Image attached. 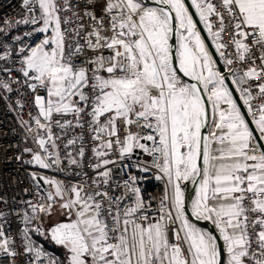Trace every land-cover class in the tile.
I'll return each mask as SVG.
<instances>
[{"label": "snow or ice", "instance_id": "obj_1", "mask_svg": "<svg viewBox=\"0 0 264 264\" xmlns=\"http://www.w3.org/2000/svg\"><path fill=\"white\" fill-rule=\"evenodd\" d=\"M21 8L0 19V99L35 195L0 211V264H264V0ZM136 150L151 161L119 163Z\"/></svg>", "mask_w": 264, "mask_h": 264}, {"label": "built area", "instance_id": "obj_2", "mask_svg": "<svg viewBox=\"0 0 264 264\" xmlns=\"http://www.w3.org/2000/svg\"><path fill=\"white\" fill-rule=\"evenodd\" d=\"M22 0H0V19L11 18L21 19L25 15L21 8ZM28 26L20 25L14 30L13 34L23 36L24 31H29ZM29 39L30 38H26ZM223 65V64H222ZM223 67H225L223 65ZM17 95L11 94L10 101L0 99V196L7 200V204L0 202V211L9 212L13 209L19 210L24 207L21 203L24 200L32 199L35 195V190L31 188V180L28 176L29 171L34 170L32 167L24 165L21 161H17L15 156L22 155L23 157V142L24 131L18 122V116L15 111L9 110V103L13 108L16 107L15 102ZM28 108L24 109V119H27ZM79 131V129H77ZM18 145V147H16ZM90 147V146H89ZM91 152L88 151L86 155L85 170L88 169L87 156ZM113 158H116L113 156ZM137 161H151V157L136 150L131 158L119 161L121 165H133ZM122 169L116 170L115 174L119 176ZM45 174H51L45 172ZM128 174L136 175L138 178L143 177L139 186L141 187L145 198L159 197L163 185L157 181L153 172L142 173L138 172L135 167H130ZM60 178H64L63 175ZM127 179V175H124ZM29 188V192L25 193L24 189ZM15 200V203H13ZM9 225L11 231L15 234L16 230L21 227V224L15 215L9 217ZM6 264V261L4 262Z\"/></svg>", "mask_w": 264, "mask_h": 264}, {"label": "water", "instance_id": "obj_3", "mask_svg": "<svg viewBox=\"0 0 264 264\" xmlns=\"http://www.w3.org/2000/svg\"><path fill=\"white\" fill-rule=\"evenodd\" d=\"M201 27H202V26H201ZM205 35H206V34H205ZM209 44H210V42H209ZM213 51H214V50H213ZM216 59H217V61H219V57H218V56H216ZM219 67L221 68L222 71L224 70V67H223L222 63L219 64ZM227 83H229V87L232 88V90H233L234 97L237 99L238 103L241 104V107H242V109H243L242 102L239 101V96H238V94L235 92L234 87L231 85L230 81H228Z\"/></svg>", "mask_w": 264, "mask_h": 264}, {"label": "rangeland", "instance_id": "obj_4", "mask_svg": "<svg viewBox=\"0 0 264 264\" xmlns=\"http://www.w3.org/2000/svg\"><path fill=\"white\" fill-rule=\"evenodd\" d=\"M27 146H31V145H27ZM28 155L27 154H23V157H22V162H23V159H28ZM31 167V166H30ZM56 219H58V217L54 216L52 218L53 221H55ZM47 244L52 247L53 249H55L57 252H60V249H58L54 244H51L49 242H47Z\"/></svg>", "mask_w": 264, "mask_h": 264}, {"label": "trees", "instance_id": "obj_5", "mask_svg": "<svg viewBox=\"0 0 264 264\" xmlns=\"http://www.w3.org/2000/svg\"><path fill=\"white\" fill-rule=\"evenodd\" d=\"M28 145H30V144H28ZM25 146H27V145L25 144V142H23V147H25ZM24 165H25V164H24ZM26 166L30 167L29 165H26ZM39 239L45 244V247H46L50 252L59 253V252H57L55 249H53L52 247H50V246L47 244V242H44V241L42 240V238H39Z\"/></svg>", "mask_w": 264, "mask_h": 264}]
</instances>
